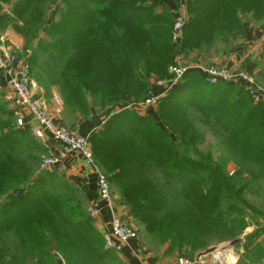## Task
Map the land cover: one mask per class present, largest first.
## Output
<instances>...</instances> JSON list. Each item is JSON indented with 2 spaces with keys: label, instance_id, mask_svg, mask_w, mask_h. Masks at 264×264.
<instances>
[{
  "label": "trees",
  "instance_id": "obj_1",
  "mask_svg": "<svg viewBox=\"0 0 264 264\" xmlns=\"http://www.w3.org/2000/svg\"><path fill=\"white\" fill-rule=\"evenodd\" d=\"M183 1L185 58L214 48L225 52L245 38V20L264 33V0ZM11 3L0 0V10L12 5V17L22 24L34 85L46 96L55 90L76 121L121 104L89 143L128 223L168 255L193 258L223 242L241 244L247 218L261 212L248 196L264 194V103L254 105L237 85H209L192 74L158 100L155 120L122 110L132 99L148 97L152 81L170 78L177 56L174 19L163 1ZM249 63L243 69L252 72ZM15 118L0 97L3 188L24 184L0 201V264H57L54 254L64 264H119L72 182L57 171L29 182L37 162L32 151L41 149ZM208 136L220 139L237 165L231 175L229 160L214 159ZM243 240L237 264H264V225Z\"/></svg>",
  "mask_w": 264,
  "mask_h": 264
},
{
  "label": "crops",
  "instance_id": "obj_2",
  "mask_svg": "<svg viewBox=\"0 0 264 264\" xmlns=\"http://www.w3.org/2000/svg\"><path fill=\"white\" fill-rule=\"evenodd\" d=\"M163 1L168 9H170V15L173 19H175L176 15L180 12H183L185 15V3L183 0L173 1V0H160ZM245 41H243V47H236L234 52L227 50L223 52L218 48H214L209 51V54L206 53L207 59L203 60L198 56L190 55L186 57V60H190L192 63L190 64L191 69H196L198 64L204 65V63H210L216 66L226 67L232 71L241 72L244 69L245 61L247 59L250 60L249 64H254L252 72L248 71L249 74L256 77L258 74H262V70L260 67H263L261 60L264 59V56L261 57V49L262 43L264 41V33H262L258 26L250 23L248 20H245ZM8 35V41L10 42V46H5V41H7L6 37L0 34V56L7 57L11 60L16 59L17 63L23 57L19 55L20 48H21V41L16 38L15 36L11 37ZM29 50L27 49L26 52ZM228 52L229 55H226ZM30 53V51H29ZM23 54V55H24ZM30 55V54H29ZM200 59V60H199ZM199 60V61H198ZM209 60V61H207ZM17 67V64L16 66ZM194 71V70H192ZM195 74V72H191L190 75ZM170 75V73H169ZM197 75V74H196ZM199 76V75H198ZM170 78L162 80L168 81ZM201 79V78H200ZM185 80V79H184ZM183 80V82H184ZM154 84V83H153ZM152 84V85H153ZM150 87V91L152 92L151 95H160L162 92L165 91V86L157 87L153 86ZM180 86V85H179ZM178 86V87H179ZM177 87V88H178ZM175 88L174 90H176ZM33 94L35 97L40 101L43 106L45 107L48 115L53 119L55 124H59L62 126L63 123L66 121H70V123H74L73 125H68L73 132L80 136H91L96 133L97 125L102 121V119L107 114H112V111H106L104 115L98 114L95 110H91V114L87 119L75 122L74 116L70 115L67 110H64L62 101L54 90L50 93V95H45L41 88L37 87L32 83ZM153 90V91H152ZM173 90V91H174ZM171 91L170 93H172ZM167 93L165 96L169 95ZM6 89L4 86H0V97L3 99L5 104L11 110L15 111L16 118H15V125L29 130L32 125H34V121L32 120L31 116L25 112H18L17 109H14L13 105L10 104L7 99L5 98ZM162 97V98H163ZM70 117H66V115ZM139 114V113H138ZM147 114V115H146ZM142 117H153L154 112H143L140 114ZM22 117V118H19ZM74 119H73V118ZM18 119H22L23 127L21 124H18ZM76 123V124H75ZM36 143L39 144L40 149H42L45 153V157H50L58 153L62 148L60 145L48 138L43 140L34 139ZM37 152V151H34ZM53 171H57L63 177L68 179L72 182L83 194L86 207L95 209L97 211V216L92 219L94 222V226L97 231L102 235L103 239L106 241V247L111 248L115 251L118 259L119 264H176L177 257H174L175 254L168 255L165 252V248H157L156 252L154 249L147 246L144 243L140 236H137L135 240L130 241L125 245L118 244V242L110 236V214L102 200L99 199L96 190V173L94 170L87 165V163L79 156L75 154H70L64 159V161L54 168L51 171H46L48 173H52ZM112 189V186H111ZM112 193L117 199V209L118 215L121 217L126 218L127 216V209L120 205L118 200V195L116 191L112 189ZM232 249V248H231ZM231 249L224 250L222 252H215V255L222 261V264H237L239 259V254L230 252ZM54 259L56 260L57 264H64L63 261L59 258L58 254L53 255ZM211 262V261H210ZM202 264H215L211 263H202Z\"/></svg>",
  "mask_w": 264,
  "mask_h": 264
},
{
  "label": "built area",
  "instance_id": "obj_3",
  "mask_svg": "<svg viewBox=\"0 0 264 264\" xmlns=\"http://www.w3.org/2000/svg\"><path fill=\"white\" fill-rule=\"evenodd\" d=\"M186 15L180 12L176 15L171 29V43L177 53L174 65L169 68L171 79L168 81H159L156 86H165V91L160 95H150L142 102H132L124 105L122 110H136L139 112H154L158 100L170 93L183 83V80L195 72L199 77L209 85L233 84L239 86L246 92L254 105L264 103V86L256 83L255 79L247 71L236 72L226 67L216 65L198 64L196 69H191L187 65L186 58L181 54V39L183 27L185 25ZM29 51L17 63V67H11V59L0 56V86L6 89L5 98L13 105L18 112H27L34 125L30 127L31 134L37 140L50 139L60 145L62 148L58 153L42 159L38 172L51 171L55 166L60 165L70 154L81 157L89 167L96 173V190L100 200H102L110 214V236L118 244L125 245L137 238L136 231L128 223L127 219L118 215L117 199L112 193L111 185L107 177L102 174L96 166L93 154L90 148L89 136H80L75 132L55 124L48 115L43 104L33 94L32 82L29 77L28 57ZM190 66V67H189ZM194 70V71H192ZM22 118V117H19ZM18 124L23 127L22 119H18ZM233 173V170L231 174ZM230 174V175H231ZM91 219L97 216V211L92 208L87 209ZM107 244V243H106ZM204 256L183 257L177 260L176 264H202Z\"/></svg>",
  "mask_w": 264,
  "mask_h": 264
},
{
  "label": "rangeland",
  "instance_id": "obj_4",
  "mask_svg": "<svg viewBox=\"0 0 264 264\" xmlns=\"http://www.w3.org/2000/svg\"><path fill=\"white\" fill-rule=\"evenodd\" d=\"M16 2V0H12V3L11 4H13V3H15ZM57 4H58V2H57ZM11 6L12 5H10V6H6V5H2L1 6V10H0V34H2L3 36H5L6 37V39H7V41H5V46H10V42L8 41V35H6L7 33L9 34V36H11V37H13V36H15L16 38H18L20 41H21V50H20V52H19V55H21V57L23 56V54L25 53V51L28 49L29 50V46L27 47V48H25V42H24V39H23V37H22V34H21V29H22V24H21V22H16L15 20H14V18L12 17L13 15H14V13H12V8H11ZM253 24V23H252ZM255 25V24H254ZM26 28V27H25ZM28 28V27H27ZM243 41H245V38H242V39H237V40H235V43L231 46V48H229L228 50H230V52L231 51H233L234 52V50H235V48L236 47H243V45H244V43H243ZM232 43V42H231ZM230 43V44H231ZM260 49H261V47H260ZM227 50H225V52H226ZM230 52H228L226 55H229V53ZM207 54H209V52L207 53ZM195 56V55H194ZM198 57H200L201 59H203V60H206L207 59V57H205L206 56V54H204V53H201V54H198L197 55ZM207 61H209V60H207ZM186 63H187V65H190L192 62L190 61V60H186ZM261 63L263 64V67H260V70H262V74H258V75H256V77L254 78L255 79V81H256V83H258L259 85H261V86H264V59L263 60H261ZM204 65L205 66H207V65H212V64H210V63H204ZM253 66H254V64H253ZM244 71H246V70H244ZM248 72V71H247ZM168 75H169V71H168ZM166 79V78H165ZM165 79H162V80H165ZM162 80H155V81H152V83H154L153 85H152V87L153 86H156V84L159 82V81H162ZM182 83H180V85H181ZM179 86V85H178ZM153 91V90H152ZM151 91H149V95H148V97L151 95ZM173 93V92H172ZM144 96V95H143ZM145 97V96H144ZM144 97H142V98H134V99H132L131 101L132 102H142V101H144L145 99H147L148 97H146L145 99H144ZM121 105V104H120ZM119 104L116 106V107H114L113 108V110H112V112L114 111V113H117L118 111H119V106H120ZM97 110H95L98 114H101V115H104V113L106 112V111H108L109 109H110V107H108V108H106V109H101V108H96ZM127 110H129V109H127ZM134 111V110H133ZM133 111H129L130 113H132V114H134V112ZM137 113V114H136ZM139 113V114H138ZM141 113H143V112H138V111H135V114L136 115H140ZM155 111H154V115H155ZM66 115V114H65ZM147 115V114H146ZM154 115H153V117H150L149 119H151V120H155V117H154ZM66 117H70V116H68V115H66ZM141 117H142V115H141ZM75 122L77 123V121L75 120ZM75 123V124H76ZM74 123H70V121H66L65 123H63L62 124V127H64V128H66V129H70L69 128V126L68 125H73ZM198 125V124H197ZM207 142H209V144L210 145H214V147L216 148V149H214L213 151H212V155H213V157H214V159H217L218 157L219 158H221V159H223V158H225V160H229V163L227 164V171L229 172V174H231V172H232V170H236V167H237V165L233 162V161H231V159L229 158V157H227L226 156V153H225V151H224V147L221 145V142H220V139H218V138H215V137H210V136H208L207 137ZM32 155H33V157H35L36 159H37V162H36V164L33 166V171H32V174L30 175V177H29V182H32L35 178L34 177H37V176H39V173H41L40 175H43V174H51V173H48V172H38V169H39V165H40V163H41V161H42V159L43 158H45V153H44V151L41 149L40 151H38V152H34V151H32ZM218 156V157H217ZM48 157V156H47ZM61 177L63 176V175H61L60 173H58ZM5 177H2L1 175H0V201H3L8 195H11L13 192L15 193V192H17V190H18V187H20V186H22V185H24V184H14V185H11V184H9L8 186H6V187H4L3 188V186H4V184H5V182L3 181V179H4ZM18 178V177H17ZM19 179V178H18ZM10 183V182H9ZM3 188V189H2ZM2 189V190H1ZM248 199L250 200V201H252L253 203H254V206L258 209V210H260L261 212H259L258 214H256V215H252V216H250V217H248L247 218V224H248V227L245 229V231H244V234L241 236L242 238V242H241V244H239L237 247H232V249L230 250V252H233V253H236V254H240L241 253V249H242V247H244V245L247 243V242H245V240H243L244 239V237H246V236H248V235H250V233L253 231V230H255L257 227H259V226H262V225H264V194H262L261 195V197H258V199H256V198H253V197H249L248 196ZM132 225V228L134 229V230H136V226L134 225V223L131 221L130 222ZM136 228H135V227ZM138 230V231H137ZM137 230H136V233H137V236H140L141 237V239H142V241L144 242V243H146L147 244V246H149L150 248H152V250L154 249L155 251H156V247H153L152 245H150L149 243H148V241L147 240H145L143 237H142V235L140 234V230L137 228ZM105 243H106V241H105ZM227 243H229V242H223V243H221V244H219V245H217V246H214V248L215 247H219V246H221V245H224V244H227ZM211 248H213V247H211ZM156 252H158V251H156ZM187 255V254H186ZM181 256V254H179L178 256H174V257H177V260L179 259V258H183V257H180ZM197 256H203V255H195V256H193V257H196L197 258ZM201 260L202 261H206L207 263H211V262H213V263H215V264H222V261L220 260V259H218V257L215 255V252H211L210 254H207L204 258H201ZM211 261V262H210Z\"/></svg>",
  "mask_w": 264,
  "mask_h": 264
},
{
  "label": "water",
  "instance_id": "obj_5",
  "mask_svg": "<svg viewBox=\"0 0 264 264\" xmlns=\"http://www.w3.org/2000/svg\"><path fill=\"white\" fill-rule=\"evenodd\" d=\"M16 64H17V60L16 59H13L11 61V67L12 68H15ZM235 244H236V241H232V242H229L227 244L221 245L219 247L209 248L206 251L200 253L199 255H203L204 256V255L210 254L211 252H222L224 250L231 249L232 247H234Z\"/></svg>",
  "mask_w": 264,
  "mask_h": 264
}]
</instances>
